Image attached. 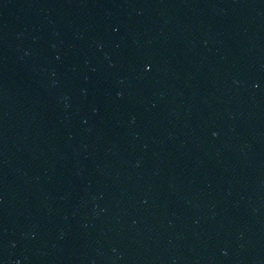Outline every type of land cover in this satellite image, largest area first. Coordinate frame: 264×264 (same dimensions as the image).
<instances>
[{
    "label": "water",
    "instance_id": "water-1",
    "mask_svg": "<svg viewBox=\"0 0 264 264\" xmlns=\"http://www.w3.org/2000/svg\"><path fill=\"white\" fill-rule=\"evenodd\" d=\"M0 264H264V0H0Z\"/></svg>",
    "mask_w": 264,
    "mask_h": 264
}]
</instances>
